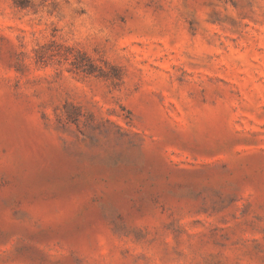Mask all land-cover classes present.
Listing matches in <instances>:
<instances>
[{
    "label": "rangeland",
    "instance_id": "374dc122",
    "mask_svg": "<svg viewBox=\"0 0 264 264\" xmlns=\"http://www.w3.org/2000/svg\"><path fill=\"white\" fill-rule=\"evenodd\" d=\"M0 264H264V0H0Z\"/></svg>",
    "mask_w": 264,
    "mask_h": 264
}]
</instances>
